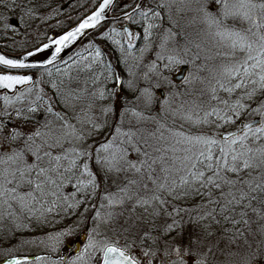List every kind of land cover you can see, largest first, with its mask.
<instances>
[{"label":"snow or ice","instance_id":"obj_1","mask_svg":"<svg viewBox=\"0 0 264 264\" xmlns=\"http://www.w3.org/2000/svg\"><path fill=\"white\" fill-rule=\"evenodd\" d=\"M115 6V0H102L78 26L52 44L28 51L24 59L0 54V66L9 70L44 69L51 77L48 65H53L63 49L86 30L96 29ZM39 7L48 5H39L37 0H0V9L4 10L0 12V30L5 35L9 31L20 35L22 29L30 27ZM12 14L16 24L12 23ZM177 17L186 19L187 24H181ZM114 19L142 29V36L130 31L128 25H123L122 31L113 27L103 34L122 55L132 58L134 63L128 70L132 79L125 83L115 75L113 65L103 64L102 52L95 48L91 61L100 63L104 71L93 83L106 72L104 78L118 89L138 92L136 99L146 109L159 103L161 113L179 115L197 131H185L181 126L179 131L169 130L165 137L161 132L166 123H161L163 116L157 119L132 111L138 120L151 119L159 127L150 132L125 131L121 113L116 135L94 147L89 141L100 134L101 125L91 116L85 120L76 113L73 102L81 99L82 93L63 94L52 83L56 99L72 111L69 116L56 110V100L45 93L41 80L29 75H0V89L12 91L17 85H31L0 97V221L10 217L20 229L25 216L40 219L62 207L79 208L89 196L99 194L101 174L105 183L122 176L123 182L117 185L119 193L103 195L100 207H105L104 201L109 208L130 204L128 215L123 211H96V227L88 231L83 247L76 249L74 256L59 260L37 256L36 264H261L264 0H133L122 6V14ZM193 25L197 26L198 39L185 31ZM139 39L144 45L137 56L134 42ZM53 44L55 49L46 62H25ZM153 52L155 58L145 64V57ZM122 62L128 64L126 58ZM142 64L148 69L142 76L147 86L139 84L132 70ZM178 65L189 66L183 80L185 89L169 91L161 101L153 89L162 87L160 81H167L175 89L165 73ZM61 72L67 74L66 69L57 68V73ZM205 72L207 75H201ZM197 90L199 97L207 95V107L198 99H186L173 108V98L194 96ZM98 98H106L105 89L98 90ZM92 107L88 105L89 112ZM111 111V107L101 108L105 115ZM41 113L43 119L39 118ZM245 113L259 117L258 121H242L235 131H218L235 125ZM69 187L75 189L71 197L65 194ZM197 199L199 203L187 206L188 201ZM120 217H124L122 223ZM102 224L110 226L111 236L100 230ZM186 225H193L192 231ZM70 234L69 230L49 235L47 242L41 243L56 252L63 237ZM7 264L31 262L10 259Z\"/></svg>","mask_w":264,"mask_h":264},{"label":"rangeland","instance_id":"obj_2","mask_svg":"<svg viewBox=\"0 0 264 264\" xmlns=\"http://www.w3.org/2000/svg\"><path fill=\"white\" fill-rule=\"evenodd\" d=\"M59 6L56 8H51L47 10H43L39 13H36V18L32 19L30 23V27L26 30H21L20 35H14L12 32L7 33L5 35V43L10 45V47L17 53H22L27 50H30L37 46L38 44L46 41L50 36L58 34L62 28L66 26H71L75 22H77L80 17L90 12L94 6H96L99 0H57ZM119 2L124 6L125 4H131L133 0H119ZM191 14H189L190 16ZM12 23L16 24L15 16L13 15ZM180 20L181 24H187L186 19H182L177 17ZM124 24L128 25L134 33L142 36V29L138 25H132L131 22L127 21ZM115 24H112L111 28L115 27ZM109 30V27H101L98 31L95 32L93 37L83 39L76 48L73 49V52L70 56L63 62V64H67L68 61L78 60L82 61L81 70L83 73L81 76L74 75L70 82L66 87H63L60 83V80L57 81V86L61 93L68 94L71 92L72 95L77 93H82L81 99L78 101H74L75 103V111L85 120L91 116L96 120V123L101 125V132L99 135L94 136L92 140L89 141L94 147H99V143L107 142L112 139L115 133V128L117 125H121V113H123V130H145V131H155L159 125L154 120H138L136 116L132 115V111L143 112L145 116L156 117L159 119L163 116V120L161 123H165V127L161 129V132L165 137L169 136V130L179 131L181 130V126L185 131H197L195 128H190V125L183 120L180 119L179 115L173 116L171 112L161 113L159 103L154 104L151 109H146L143 105L142 101H138L136 97L139 95L138 92L129 91L126 87L117 88L116 85L112 87L105 88V83L107 81L109 85V80L103 81L100 79L94 84L93 80L100 75L97 73L93 75L92 73L87 74V68L91 65L87 59H81L77 53L82 54L84 57L91 56L94 54L95 48H101L105 50L102 46L101 41L106 39L104 37V33ZM186 33L190 34L191 38L198 39L197 37V26L193 25L190 27H186ZM182 43L183 40L181 38H177ZM110 40V39H109ZM111 41V40H110ZM136 50L134 51L135 55H139L138 49L143 47L144 41L142 39L136 40L135 42ZM92 45V48H88V45ZM138 44V45H137ZM116 47V46H115ZM127 48V45H124ZM117 50H119L116 47ZM107 53V52H106ZM121 53V52H120ZM107 55V54H106ZM128 60V64H124L122 61L124 59ZM154 52L148 54L145 57V64L150 61V59H154ZM67 61V63H65ZM72 63V62H71ZM70 63V64H71ZM133 60L131 57H127L125 54H120V63L116 65L115 62L112 63L113 71L115 75L120 76L124 79L125 83L128 79H132V77L128 76L129 67L133 65ZM185 66L187 68L185 76L188 75L189 66L188 65H178L171 72L165 73L170 80H172V76L178 73L179 68ZM134 72H136V80L139 84L143 86H147V82L142 79L143 73L147 72V67L144 64L141 65L139 69L132 68ZM201 75H207V72L202 73ZM48 74L44 71H39L35 73V79L41 80V87L44 89L45 93L48 96L53 97L56 102L54 107L57 111L67 112L69 116L72 115V111L70 109H65L63 104L59 99H56V90L52 88V83L49 84ZM184 80V79H183ZM155 84L157 81L155 78L151 81ZM162 87L153 89L154 94L160 97L159 91H162V97L160 100L162 101L164 97L167 95L169 91L175 92H183L185 89V85L182 82L179 84H175L176 88L172 89L167 84V81H160ZM105 89L106 90V98L104 100H100L98 98V90ZM86 90V91H85ZM23 91V90H22ZM20 92V91H19ZM96 92L97 96L93 97L92 93ZM18 93V92H16ZM115 93V94H113ZM6 94H0V97ZM221 95H224L221 93ZM192 100L198 99L201 104H204L207 107V95H204L202 98L199 97V92L194 96L190 97H175L173 98V108H175L182 100ZM215 103V102H213ZM92 104V110L88 111V105ZM3 106V101L0 100V108ZM255 106V105H253ZM111 107L112 111L107 115L101 112V108ZM125 108L130 109V111L125 112ZM40 119H43V114L39 116ZM255 117L245 113L239 120L236 121L235 125H226L224 128L219 129L218 131L221 133L234 131L240 122H248L251 121ZM72 123H76L75 120ZM160 135V132L157 133ZM94 166V165H93ZM84 179H87L86 177ZM123 182V177L120 179L110 178L107 180V183L104 181V177L101 174L100 176V188L98 190L99 194L96 196H89L88 200L85 204H82L79 208L75 209H67L60 208L57 212H53L50 214H46L45 217L40 219L32 218L28 219L26 216L22 219V223L24 227L17 229L15 224L11 222V218L4 219L0 221V263L1 261H5L8 259H27L31 262V264H36L37 256H45L49 260H59L62 256L65 259H68L75 255V250L77 249L75 246L79 244V248L83 247V243L86 241L87 233L94 227H96V222L93 220L96 211H100L102 214L113 211L115 213H119L121 211L124 212V216L128 215V210L131 205H125L124 208L116 205L112 208L107 206V201H104L105 207L101 208V197L106 194H118L119 189L117 185ZM75 191L69 187L65 189V194L71 197V192ZM80 199H83V196H79ZM195 203H199V200L196 201H188L187 206H192ZM87 209V211H85ZM139 211V210H138ZM124 217H120V222H123ZM193 225H186V229L188 231H192ZM109 225H101L100 230L102 232H106L108 235H112V232L109 230ZM71 231L70 235L63 237L61 244L59 245L58 251L52 252L49 248L42 244L41 241L47 242V237L49 235H55L59 232H67ZM78 248V249H79ZM233 250H235V246H233ZM47 264V262H45ZM261 264H264V260L261 261Z\"/></svg>","mask_w":264,"mask_h":264},{"label":"trees","instance_id":"obj_3","mask_svg":"<svg viewBox=\"0 0 264 264\" xmlns=\"http://www.w3.org/2000/svg\"><path fill=\"white\" fill-rule=\"evenodd\" d=\"M58 3L59 2L57 0H37V4H39V5H48V7H39V9H38V11L36 13H39V12H41L43 10L51 9L52 7L53 8H56L57 6H59ZM122 6L123 5L119 2V0H117L116 6L113 9V12H115V13L122 12ZM3 11H4L3 9H0V12H3ZM12 15L15 16V14H12ZM105 26L106 27H109V29H111L112 23L106 24L103 27H105ZM68 27H70V26L68 25V26L62 28L63 30H61L60 32L66 30V28H68ZM0 28H2V25H0ZM10 32L11 31H9L8 33H10ZM95 32H93L92 34L88 35L85 38H91V37H93V35L95 34ZM101 44L105 48V50H102L101 48H99L101 50V52H102V62H103V64H108V63H111L112 64L113 62H115L116 65L119 64L120 63V54L121 53H120L119 50L116 49L115 45H113L112 42L109 39H107V38L106 39H103L101 41ZM0 49L3 52L9 53V54H17V52H15L10 47L9 44L7 46V43H5L4 32L2 30H0ZM64 60H67V58L64 59ZM87 61L91 63V67L90 68H87L88 69L86 71L87 74L90 75L92 73L93 75H95L97 73H100V71H102V72L104 71V69L101 67V64L100 63H93L91 61V56L90 55H88ZM81 62L82 61H79L78 62V60L76 59L74 61H70V62L68 61V63L66 65L63 64V63H61V64H58V65H55L54 67L49 68L51 70V72H52L51 77H48V79H49L48 81H50L49 84H51L53 82L57 83L56 80H60L61 85L63 87H66L67 84L70 82V79L74 75L81 76L82 74H85L81 70V66L83 65V63L81 64ZM57 68H60L62 70H65L66 69L67 70V74L65 75L63 72H61V73L58 74L57 73ZM44 72L47 73V71H45V70H44ZM106 75H107V73L105 72L104 73V76H106ZM104 76H101V79H103V81H106L105 78H104ZM109 86L110 87L115 86L114 82L113 81H109V85H108V83L106 81L105 88H107Z\"/></svg>","mask_w":264,"mask_h":264},{"label":"water","instance_id":"obj_4","mask_svg":"<svg viewBox=\"0 0 264 264\" xmlns=\"http://www.w3.org/2000/svg\"><path fill=\"white\" fill-rule=\"evenodd\" d=\"M117 0H115V3H116ZM102 3V0H100L98 2V4L96 5V7L90 12L88 13L87 15L83 16V18H81L76 24H74L72 27L68 28L67 30H65L64 32L52 37L51 39H49L48 41L42 43L41 45H39V47H42L43 44L45 43H49V44H52V41L55 40V39H58L61 35L65 34L67 31H70L72 29H74L76 26H78V24L84 19L86 18L88 15H90L93 11L96 10V8L99 6V4ZM130 10V9H129ZM122 13L120 14H111V10H108L107 11V14H106V18L101 21V24L97 26L96 29H89V30H86L85 33L80 36L77 41H75L74 43L70 44L67 48L63 49V51L60 53L59 57H57L55 63L53 65H48V68L51 67V66H54L55 64L59 63L60 61H62V59L64 60V58L73 50V48H75L83 39V37H86L87 35H89L90 33L94 32L95 30H97L98 28H100L101 26H103L104 24L106 23H111V22H116L114 17L116 15H121ZM121 21L124 22V20L122 19ZM123 26V25H122ZM122 26H118L117 25V29L118 30H121L122 31ZM129 30L131 31V29L129 28ZM38 47V46H37ZM36 47L29 50V51H35ZM55 49V46L54 44L49 48V49H45L43 52H40V53H37L35 56H30V57H27V60L25 61L26 63H31V64H40V63H44L46 62L47 59H49L51 57V53L54 51ZM27 52H24V53H21V54H18V55H9V54H6L4 52H2V50H0V54H3L5 55L6 57L8 58H18V59H24V57L27 55ZM38 57H42L40 60L38 61H35L36 58ZM1 69H5V70H9V69H6L4 68L3 66H0ZM34 70H42V69H10L9 71H12V72H20V71H34ZM186 70L187 68L185 66H182L179 68V71L178 73L174 74L172 76V81L173 83L175 84H179L180 82L183 81L184 77H185V73H186ZM4 74H9V75H29V76H32L33 79H34V75L32 73H7V72H0V75H4ZM31 85H17L15 89H13L12 91H9V90H6V89H0V93H6L7 95H13L14 92L16 91H19V90H22L26 87H29ZM159 96L162 97V91H159ZM259 118H254L252 119L251 121L253 120H257L258 121ZM241 125V123L239 124V126ZM235 131V130H234ZM7 261L8 260H5V261H1L0 264H7Z\"/></svg>","mask_w":264,"mask_h":264},{"label":"bare ground","instance_id":"obj_5","mask_svg":"<svg viewBox=\"0 0 264 264\" xmlns=\"http://www.w3.org/2000/svg\"><path fill=\"white\" fill-rule=\"evenodd\" d=\"M41 58H42V57H38V58L35 59V61H38V60H40Z\"/></svg>","mask_w":264,"mask_h":264},{"label":"flooded vegetation","instance_id":"obj_6","mask_svg":"<svg viewBox=\"0 0 264 264\" xmlns=\"http://www.w3.org/2000/svg\"><path fill=\"white\" fill-rule=\"evenodd\" d=\"M77 247L79 248V244L77 245ZM75 253V252H74Z\"/></svg>","mask_w":264,"mask_h":264}]
</instances>
